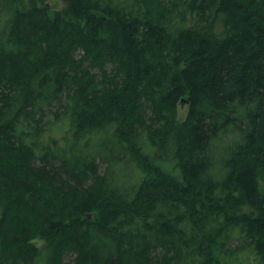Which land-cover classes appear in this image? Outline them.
I'll list each match as a JSON object with an SVG mask.
<instances>
[{
    "label": "trees",
    "instance_id": "obj_1",
    "mask_svg": "<svg viewBox=\"0 0 264 264\" xmlns=\"http://www.w3.org/2000/svg\"><path fill=\"white\" fill-rule=\"evenodd\" d=\"M66 1L0 38V264H264V0Z\"/></svg>",
    "mask_w": 264,
    "mask_h": 264
},
{
    "label": "rangeland",
    "instance_id": "obj_2",
    "mask_svg": "<svg viewBox=\"0 0 264 264\" xmlns=\"http://www.w3.org/2000/svg\"><path fill=\"white\" fill-rule=\"evenodd\" d=\"M26 1L29 3V0H16L14 2H10V0H0V38L4 36L10 17L12 15V8L11 6L15 7H20L23 8L26 4ZM46 3H48L52 8L54 9H64L67 6V1L66 0H44ZM10 3V5H9ZM51 3V4H50ZM40 4V3H39ZM188 111V105L187 104H181L180 105V115L181 117H185ZM59 132V131H57ZM120 172H126L129 173L128 168H123L120 167L119 168ZM122 173V174H123ZM240 238L239 237H235L232 242L231 245L235 246L240 242ZM35 244L37 246H39L41 249H43L42 247L45 246L46 244V240L44 239H36L35 240Z\"/></svg>",
    "mask_w": 264,
    "mask_h": 264
},
{
    "label": "bare ground",
    "instance_id": "obj_3",
    "mask_svg": "<svg viewBox=\"0 0 264 264\" xmlns=\"http://www.w3.org/2000/svg\"><path fill=\"white\" fill-rule=\"evenodd\" d=\"M51 4V3H50Z\"/></svg>",
    "mask_w": 264,
    "mask_h": 264
}]
</instances>
